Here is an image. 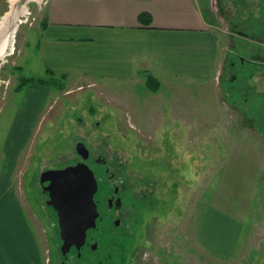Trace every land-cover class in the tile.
Masks as SVG:
<instances>
[{
    "label": "rangeland",
    "instance_id": "374dc122",
    "mask_svg": "<svg viewBox=\"0 0 264 264\" xmlns=\"http://www.w3.org/2000/svg\"><path fill=\"white\" fill-rule=\"evenodd\" d=\"M213 1L217 31L234 57L222 96L190 89L194 101L179 106L194 129L169 112L167 91L158 98L167 104L156 112L147 102L149 86H81L45 75L36 43L28 63L10 57L0 64V175L19 196L43 264H61L62 241L41 173L74 166L79 141L148 196L129 222L130 238L115 243L100 264H264V1L256 11L239 4L235 16L225 13L224 1ZM215 213L244 222L231 258L220 254L218 239L214 251L197 240L200 224Z\"/></svg>",
    "mask_w": 264,
    "mask_h": 264
},
{
    "label": "crops",
    "instance_id": "0c3cea01",
    "mask_svg": "<svg viewBox=\"0 0 264 264\" xmlns=\"http://www.w3.org/2000/svg\"><path fill=\"white\" fill-rule=\"evenodd\" d=\"M222 1L225 13L232 16L234 10L235 16L239 4L256 11L258 2L264 0ZM213 2L0 0V49L3 51L0 64H8L11 57L22 66L36 43L37 59L45 75L78 82L81 86L110 82L148 87L150 82L155 83L158 90H148L153 100L149 99L148 105L159 112L161 104L167 103H161L158 98L167 91L165 94L171 99L169 112L178 113L177 120H186L182 121L183 128L194 129L188 123V116L180 115L179 106L184 101L189 103V97L194 101L190 89L197 88L207 95L219 90L222 96L223 79L229 60L234 57L228 58V37L217 31L221 29L214 21ZM142 13L151 15L149 26L140 24ZM33 31L37 33L36 39ZM236 80L237 77L232 78ZM153 122L155 128L159 127V119ZM186 142L191 143L192 139ZM243 225V220L237 217L215 213L200 224L197 240L207 250L214 251L212 242L218 239L223 252L220 254L231 258L238 250ZM38 239L19 196L3 184L0 175V264H43Z\"/></svg>",
    "mask_w": 264,
    "mask_h": 264
},
{
    "label": "flooded vegetation",
    "instance_id": "af4514ba",
    "mask_svg": "<svg viewBox=\"0 0 264 264\" xmlns=\"http://www.w3.org/2000/svg\"><path fill=\"white\" fill-rule=\"evenodd\" d=\"M243 64L245 62L242 58L241 66ZM78 163H85L97 180L98 189L94 201L97 204L99 216L96 226L87 232L86 242L81 249L72 247L65 255L61 251V264H100L103 263L105 257L112 254L115 243L130 238L131 225L129 222L138 213L139 208L145 205L148 196L144 191L138 195L135 186L130 184L127 176L124 175L123 178L117 176L114 171L112 172L104 157L93 158L90 152L88 160L84 161L80 157L74 165ZM60 169L64 168L45 171ZM45 171L41 173V176ZM47 185L49 183L45 184Z\"/></svg>",
    "mask_w": 264,
    "mask_h": 264
},
{
    "label": "water",
    "instance_id": "95a60500",
    "mask_svg": "<svg viewBox=\"0 0 264 264\" xmlns=\"http://www.w3.org/2000/svg\"><path fill=\"white\" fill-rule=\"evenodd\" d=\"M76 153L84 160L90 157L85 143L75 144ZM47 205L56 211L59 220L61 251L65 255L72 247L81 249L87 232L96 226L99 213L94 196L98 183L85 163L60 170H48L41 176ZM46 183L49 185L45 186Z\"/></svg>",
    "mask_w": 264,
    "mask_h": 264
},
{
    "label": "trees",
    "instance_id": "16d2710c",
    "mask_svg": "<svg viewBox=\"0 0 264 264\" xmlns=\"http://www.w3.org/2000/svg\"><path fill=\"white\" fill-rule=\"evenodd\" d=\"M151 21H152V19H151V15L148 14V13H142V14L139 16V22H140V24H142V25L149 26V25L151 24ZM40 82L45 83L44 80H40ZM149 87H150L154 92H156V91L158 90L157 85H156L155 83L150 82V83H149Z\"/></svg>",
    "mask_w": 264,
    "mask_h": 264
},
{
    "label": "bare ground",
    "instance_id": "6f19581e",
    "mask_svg": "<svg viewBox=\"0 0 264 264\" xmlns=\"http://www.w3.org/2000/svg\"><path fill=\"white\" fill-rule=\"evenodd\" d=\"M3 55V51L0 49V56H2Z\"/></svg>",
    "mask_w": 264,
    "mask_h": 264
}]
</instances>
